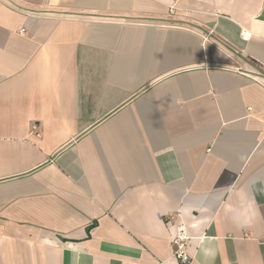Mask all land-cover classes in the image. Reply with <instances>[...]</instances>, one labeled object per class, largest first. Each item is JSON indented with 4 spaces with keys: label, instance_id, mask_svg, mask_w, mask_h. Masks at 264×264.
Listing matches in <instances>:
<instances>
[{
    "label": "crops",
    "instance_id": "crops-1",
    "mask_svg": "<svg viewBox=\"0 0 264 264\" xmlns=\"http://www.w3.org/2000/svg\"><path fill=\"white\" fill-rule=\"evenodd\" d=\"M179 222L264 264V0H0V264H180Z\"/></svg>",
    "mask_w": 264,
    "mask_h": 264
},
{
    "label": "built area",
    "instance_id": "built-area-1",
    "mask_svg": "<svg viewBox=\"0 0 264 264\" xmlns=\"http://www.w3.org/2000/svg\"><path fill=\"white\" fill-rule=\"evenodd\" d=\"M174 219L175 216L170 215L165 218V221L171 223ZM173 229L172 246L174 256L180 264H190L192 257L188 251L190 238L187 234V226L184 223L179 222L177 225H174Z\"/></svg>",
    "mask_w": 264,
    "mask_h": 264
}]
</instances>
